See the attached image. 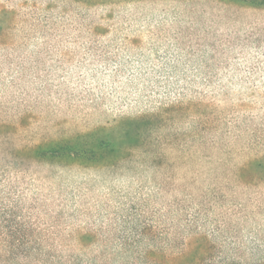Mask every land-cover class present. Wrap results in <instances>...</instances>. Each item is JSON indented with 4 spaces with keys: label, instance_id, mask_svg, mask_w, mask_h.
Returning <instances> with one entry per match:
<instances>
[{
    "label": "rangeland",
    "instance_id": "obj_1",
    "mask_svg": "<svg viewBox=\"0 0 264 264\" xmlns=\"http://www.w3.org/2000/svg\"><path fill=\"white\" fill-rule=\"evenodd\" d=\"M1 9L12 11L0 15V124L11 148L156 116L158 151L204 155L154 169L139 156L110 168L26 161L15 172L39 202L49 245L98 255L120 248L116 238L136 219L171 256L197 231L214 250L208 264L263 261L264 186L213 185L205 173L264 155V9L225 0H0ZM78 233L92 238L79 244ZM119 254L106 263L121 264Z\"/></svg>",
    "mask_w": 264,
    "mask_h": 264
},
{
    "label": "trees",
    "instance_id": "obj_2",
    "mask_svg": "<svg viewBox=\"0 0 264 264\" xmlns=\"http://www.w3.org/2000/svg\"><path fill=\"white\" fill-rule=\"evenodd\" d=\"M225 1L245 8L264 9V0ZM9 13L12 11L0 10V15ZM158 121L156 116L124 119L110 127H101L67 139L41 141L36 145L18 149L9 146L12 138L9 128L0 124V264H107L106 257L113 252L115 255L120 253L121 264H208L211 262L214 250L206 234L197 231L189 234L185 247L177 249L175 255L171 256L164 250V246L153 245V239L149 236L151 226L148 223H139L136 219L131 221L132 232L130 231L129 235L124 237L120 235L116 238L120 248L116 246L106 250L104 247L105 250L98 255L81 249L78 251L57 249L48 244L53 233L48 231L46 223L41 222L42 211L39 209V202L28 197V189L21 181L24 178L15 172L18 167L26 164V161L75 165L82 168H110L139 156V160L150 169H154L160 168L165 161L180 163L177 162L181 160L179 155L184 157L186 163L203 159L204 155L197 151L189 154H184V150L180 154L169 153V158L165 152L158 151L160 140L156 139L152 133ZM9 157L13 159V162L8 161ZM18 158H20L19 161L16 160ZM214 158L213 155H206L204 160L212 164ZM218 162H221V159ZM166 170L161 173L165 178H170V175H165ZM170 171L177 175L173 169ZM196 175L191 173L190 178L195 179ZM205 178L213 182V185L222 182L253 187L264 186V155L230 169L210 167L205 173ZM161 183H164V180ZM211 209L210 206L207 213ZM201 211L203 210L197 211V217ZM164 236L159 235V237ZM91 238L90 234L82 233L74 237L79 244ZM167 244L174 249L172 239L168 240ZM114 259L116 257L110 264L117 263ZM231 259L233 262L227 261V264L238 263L234 261L237 260L236 257ZM221 264H224V261ZM259 264H264V259Z\"/></svg>",
    "mask_w": 264,
    "mask_h": 264
}]
</instances>
